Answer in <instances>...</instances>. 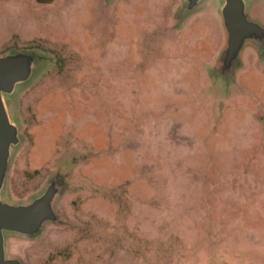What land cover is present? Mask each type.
<instances>
[{
  "label": "rangeland",
  "instance_id": "1",
  "mask_svg": "<svg viewBox=\"0 0 264 264\" xmlns=\"http://www.w3.org/2000/svg\"><path fill=\"white\" fill-rule=\"evenodd\" d=\"M223 2L0 0V55L42 56L6 99L24 140L2 196L64 185L41 258L97 264L105 234V264H264V47L219 71Z\"/></svg>",
  "mask_w": 264,
  "mask_h": 264
},
{
  "label": "water",
  "instance_id": "2",
  "mask_svg": "<svg viewBox=\"0 0 264 264\" xmlns=\"http://www.w3.org/2000/svg\"><path fill=\"white\" fill-rule=\"evenodd\" d=\"M202 0H183L184 13ZM226 31L219 71L235 72L241 63V53L247 43L264 47V25L250 18L245 0H224L221 9ZM42 56L29 48H17L0 55V264H22L20 256L10 252L13 237L34 238L50 223H60L58 199L63 190L61 175L53 176L43 189L26 201L3 198L7 189L13 153L24 140L20 122L10 113L7 96L19 84L28 82Z\"/></svg>",
  "mask_w": 264,
  "mask_h": 264
},
{
  "label": "flooded vegetation",
  "instance_id": "3",
  "mask_svg": "<svg viewBox=\"0 0 264 264\" xmlns=\"http://www.w3.org/2000/svg\"><path fill=\"white\" fill-rule=\"evenodd\" d=\"M83 225L80 226L79 224H75L73 221L70 222V228L71 229V233L69 234L71 237V242L75 241L77 238L81 237L82 235H87V236H91L92 233L90 231V223H82ZM50 225H54V226H59V227H63V221L61 218V222L60 223H50L48 224ZM47 225V226H48ZM63 225V226H62ZM46 226V228H47ZM45 228V229H46ZM45 229L42 233H40L37 237L34 238H27V240H25L26 243L25 244V249L22 252V254H18V256H20L21 260H22V264H52V262L49 260V258H41L42 257V247L44 245L49 246V242H51V240H53V238H51L52 233H46ZM102 239L104 240V244H103V248H104V252H102V255L99 254V258H98V263L97 264H105V256H106V237L104 234V237H102ZM71 242L67 243L66 245L69 246V244H72ZM105 246V247H104ZM51 248V247H50ZM63 248V247H61ZM61 248H55V249H61ZM39 249H41V253H39ZM88 262V261H87Z\"/></svg>",
  "mask_w": 264,
  "mask_h": 264
},
{
  "label": "trees",
  "instance_id": "4",
  "mask_svg": "<svg viewBox=\"0 0 264 264\" xmlns=\"http://www.w3.org/2000/svg\"><path fill=\"white\" fill-rule=\"evenodd\" d=\"M38 1L41 2V3H51V2H53L55 0H38Z\"/></svg>",
  "mask_w": 264,
  "mask_h": 264
}]
</instances>
